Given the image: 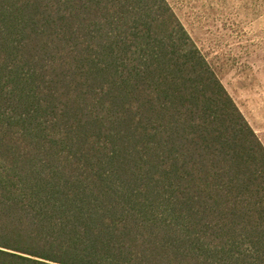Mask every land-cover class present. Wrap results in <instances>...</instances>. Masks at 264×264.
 I'll use <instances>...</instances> for the list:
<instances>
[{"label":"trees","instance_id":"trees-1","mask_svg":"<svg viewBox=\"0 0 264 264\" xmlns=\"http://www.w3.org/2000/svg\"><path fill=\"white\" fill-rule=\"evenodd\" d=\"M0 264H264V145L167 0H0Z\"/></svg>","mask_w":264,"mask_h":264},{"label":"rangeland","instance_id":"rangeland-1","mask_svg":"<svg viewBox=\"0 0 264 264\" xmlns=\"http://www.w3.org/2000/svg\"><path fill=\"white\" fill-rule=\"evenodd\" d=\"M264 145V0H167Z\"/></svg>","mask_w":264,"mask_h":264}]
</instances>
